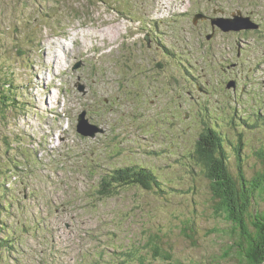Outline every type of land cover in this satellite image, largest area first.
I'll return each mask as SVG.
<instances>
[{
    "label": "rangeland",
    "instance_id": "obj_1",
    "mask_svg": "<svg viewBox=\"0 0 264 264\" xmlns=\"http://www.w3.org/2000/svg\"><path fill=\"white\" fill-rule=\"evenodd\" d=\"M2 92L0 168H18L0 176V264H122L127 247L125 264H171L154 242L179 264L233 263L232 224L192 160L211 125L234 176L241 160L249 179L264 170V0H0ZM84 110L95 139L77 132ZM9 142L38 163L19 167ZM131 163L160 189L102 197L108 170Z\"/></svg>",
    "mask_w": 264,
    "mask_h": 264
},
{
    "label": "trees",
    "instance_id": "obj_2",
    "mask_svg": "<svg viewBox=\"0 0 264 264\" xmlns=\"http://www.w3.org/2000/svg\"><path fill=\"white\" fill-rule=\"evenodd\" d=\"M4 92L0 93L2 99L0 112L6 113L7 100L13 101L11 97H6ZM172 121V120H169ZM223 139L217 129L211 125L209 129L202 130L199 140L196 142L194 166H197L205 178L210 182V189L214 200L216 201L217 214H223L228 223L232 224L230 230H222V233L228 236L229 242L226 245V251L222 259L230 260L232 264H260L264 262V208L257 207L260 204V198L264 194V170L258 172L253 178L249 179L243 170V162H238V175L234 176L230 169V160L225 152L222 143ZM13 143H8V151H19V158L22 166L26 170V164H30L33 155H29V149L22 143H18L15 148ZM239 152V149L237 150ZM158 157H164L166 151H155ZM264 163V154L260 155ZM6 160L5 168H0V176L4 179H10L16 176L14 170L18 168L17 160ZM151 165H141L131 163L123 167L108 170L104 180L101 183V194L103 197H111L117 194L118 188L141 187L145 190H153L154 187H160L157 174ZM156 185V186H154ZM6 189H10L8 186ZM2 197H9L7 192L0 190ZM264 202V198L262 200ZM253 205H255L253 207ZM262 205V203H261ZM253 227L254 230L251 229ZM216 229V228H215ZM214 229V231H215ZM7 240L0 238V249H2ZM15 243V242H14ZM235 251V252H234ZM138 250L134 252H124L122 259L124 261L137 257ZM150 253L153 259L161 258L171 264H179V261L169 252L158 246L157 242L151 244ZM176 260V262H174ZM219 260V258H218ZM123 262L122 264H125ZM90 264H99L92 261ZM140 264H145L140 259Z\"/></svg>",
    "mask_w": 264,
    "mask_h": 264
},
{
    "label": "water",
    "instance_id": "obj_3",
    "mask_svg": "<svg viewBox=\"0 0 264 264\" xmlns=\"http://www.w3.org/2000/svg\"><path fill=\"white\" fill-rule=\"evenodd\" d=\"M82 89H83V87L80 88V90H82ZM89 123L90 122L88 121V119H86L85 113L82 114L80 117V124L78 126V132H80L84 135L95 136L96 132L102 131L98 126H93ZM260 264H264V262H261Z\"/></svg>",
    "mask_w": 264,
    "mask_h": 264
},
{
    "label": "bare ground",
    "instance_id": "obj_4",
    "mask_svg": "<svg viewBox=\"0 0 264 264\" xmlns=\"http://www.w3.org/2000/svg\"><path fill=\"white\" fill-rule=\"evenodd\" d=\"M212 23V22H211ZM213 26V25H212ZM96 229V228H95Z\"/></svg>",
    "mask_w": 264,
    "mask_h": 264
}]
</instances>
